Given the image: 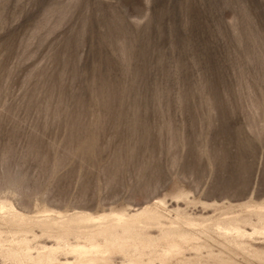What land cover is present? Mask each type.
<instances>
[{
    "label": "rangeland",
    "instance_id": "1",
    "mask_svg": "<svg viewBox=\"0 0 264 264\" xmlns=\"http://www.w3.org/2000/svg\"><path fill=\"white\" fill-rule=\"evenodd\" d=\"M0 264H264V0H0Z\"/></svg>",
    "mask_w": 264,
    "mask_h": 264
}]
</instances>
